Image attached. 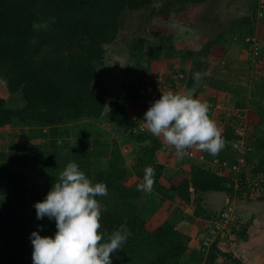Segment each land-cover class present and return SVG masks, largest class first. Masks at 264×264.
<instances>
[{"label": "trees", "instance_id": "trees-1", "mask_svg": "<svg viewBox=\"0 0 264 264\" xmlns=\"http://www.w3.org/2000/svg\"><path fill=\"white\" fill-rule=\"evenodd\" d=\"M209 1L0 0V77L5 80L10 95L18 92L23 99L21 105H16L0 96V129L6 126H33L40 128L39 136L42 140L48 137L47 143L43 141L44 148L40 149L39 146L28 159L18 151L15 155H0V160L4 158L10 163L15 161L34 169L46 178L45 185L48 189L59 172L73 161L93 181L104 182L108 195L97 197L101 205L108 206L105 210L102 209L101 231L106 238L124 222H127L131 231L123 249L113 254L112 264H200L201 258H197L198 250L189 247V237L183 226L166 219L153 227L139 212L136 199L139 198L140 191L123 183L127 169L122 164L118 148L110 149L106 144L100 148L97 144L93 145L95 157L109 158L106 167L91 169L89 157L92 151L84 148L89 142L81 139L76 147L68 149L64 139L62 143L58 142L64 135L60 126L82 118L98 119L104 116L118 128L128 126L132 133L130 135L137 143L149 140L150 143L142 146V150L148 158L145 166L155 168L153 191L164 201L175 203L180 213H183L181 210L184 208L194 205V216L204 215L202 194L225 189L233 192L232 185L227 186L228 179L225 176L197 165L191 167L189 178H183L178 184L164 182L163 165L155 162L153 155L157 150H165L167 147L150 136L146 129L140 130L139 134L133 132L138 127V121L132 116L129 105L141 99V84L134 83L132 79H124L111 99L101 96L95 86L105 47L118 38L126 13L136 12L142 15L144 25L141 34L133 38L129 50L136 64L142 60L150 64L161 57L171 58L176 50L170 37L162 35L160 31H150L145 26L156 17L164 18L195 5L207 8ZM247 1L248 7L251 5L252 14L239 18L238 22L243 25L245 23L248 26L245 31L250 34L253 30L252 24H249L250 17L256 16L259 0ZM49 18H54L49 30L33 31L34 22ZM237 24L234 22L222 33H229ZM222 33L211 37L198 51H178L189 63L191 72L208 65V56L218 48ZM33 37L36 39L35 44L30 42ZM146 42L154 45L149 52L144 48ZM112 69L116 73L124 71L118 67ZM129 73L128 71L124 75ZM254 117L258 124L264 122L263 106L258 107ZM46 128L48 131L44 132L43 129ZM224 137L234 140L237 136L231 128L230 133H226ZM253 145L256 152L264 154V136L258 137ZM1 164L0 162V193L8 195L13 205L6 207L4 217L0 219V222H7V225L0 226V264H32V254H26L23 232L18 234L17 227L10 231L6 229L10 223L18 221L15 211L28 194L37 191L39 186L28 184L27 175L20 171H4ZM254 172H264L263 156ZM137 173L143 179L144 172L137 170ZM44 197L45 195H40L37 201ZM33 216L36 218V210ZM40 223L48 227L51 235L56 231L54 220L50 221L45 217ZM244 233L242 227L240 234ZM204 245L207 246L206 243ZM219 254L227 256L235 264H243L231 253L219 249L217 240L208 246L205 264H227L217 261Z\"/></svg>", "mask_w": 264, "mask_h": 264}, {"label": "crops", "instance_id": "crops-1", "mask_svg": "<svg viewBox=\"0 0 264 264\" xmlns=\"http://www.w3.org/2000/svg\"><path fill=\"white\" fill-rule=\"evenodd\" d=\"M243 1L242 6L246 12L237 18H233L232 9H234L233 7L239 9L241 5L229 4L228 1L225 3V8L218 20L220 23L222 22V25L224 24V26L221 25V28L225 30L234 22L238 24L235 25L236 27H232L229 33L223 34L222 31H218V33H222L220 43L216 51L209 54L208 65L206 64L198 70L207 73L199 82L193 79V73L198 71L191 72L189 63L182 58L178 51L200 50L202 45L207 42L212 29L216 27L213 23L210 24V21L204 20L206 8L200 4L189 7L182 12H173L165 17L168 24L162 26L161 34L172 39L176 52L171 58L161 57L150 63L151 69L154 70V76L156 77L159 73L164 81L161 86L154 90L152 88L142 90L145 85H141L142 97L133 105L139 107L144 115L151 102L158 99L161 93L169 90L179 93L191 92L195 97L209 105V115L221 130L224 148L215 156L200 151L196 147L188 149L194 153L193 155L186 153L182 156L178 155L172 147L157 150L153 155V160L163 165L162 180L164 182L178 184L183 178H189L191 167L194 165L221 174L218 167L219 161L225 160L226 157L236 156L230 152L233 151L231 147L233 140L224 137L226 133H230L231 128L235 125H244L245 143L254 149V145H251L247 135L254 127L260 125L255 121L254 116L258 107H264V0H259L256 16H252L254 19L250 17L249 24H252L253 27L250 34L245 31L248 26L238 22L242 16L247 17L252 14L251 5L248 7L246 4L248 1L242 0L241 2ZM160 18L153 19V23L161 24L163 18ZM226 24L228 26H225ZM248 37H254L259 41L261 52L254 53L253 47L246 42ZM147 133L164 144L162 138L154 137L149 130ZM148 143H150L149 140H146L140 144L146 146ZM230 159L231 161L234 160V158ZM247 159L252 165L251 174H254L258 162L250 161L248 157ZM135 177L140 178V176ZM226 178L228 181H233L230 177ZM228 181L227 186L230 184L233 186L234 182ZM242 187L244 189L240 188V190H242V194L245 193V197H237L233 192L230 193L226 189L202 194L201 206L204 215L196 217L194 216V205L184 208L181 210L183 213H180L177 210V205L170 201L167 202L165 209L151 210L149 208L151 204L145 201L146 192H142L139 200H137L139 212L153 227L166 219L183 226L189 237V247L200 250L217 240L218 234H215L214 229H211L212 224H210L213 213L218 211L217 214L219 212L221 214L230 206L232 212L243 222L245 233L240 234L239 238L229 245H227V240L218 239V248L231 253L243 264H264V196L260 190L256 191L244 185ZM153 196L159 198L157 194H153ZM153 196L151 195V198ZM214 235L215 238H212ZM204 243H209V245L204 247Z\"/></svg>", "mask_w": 264, "mask_h": 264}, {"label": "rangeland", "instance_id": "rangeland-1", "mask_svg": "<svg viewBox=\"0 0 264 264\" xmlns=\"http://www.w3.org/2000/svg\"><path fill=\"white\" fill-rule=\"evenodd\" d=\"M227 1L229 4L232 3V4H236L237 6L241 5L239 9L233 7L234 8L232 9L233 18H237L238 16L243 15L244 12H246V9H244V7L242 6L244 3V1L241 2L242 0H210L208 2V7L205 10L204 20L210 21L209 23L210 24L213 23L216 28L212 29V33L209 34L208 40L211 37L215 36L218 33V31L223 32L224 30V28H221L222 26H224V24L222 25V22L220 23L218 20L221 16L222 11L225 8V3ZM141 17L142 15L140 13H136V12L126 13L125 16L123 17V26L118 34V38L113 43L106 45L105 47L106 51L104 54V59L98 69V74L95 83L96 91L105 99H111L115 96L119 88V85L124 79L125 80L132 79L134 83L139 82L142 86L145 85L143 86L145 88H142V90L143 89L148 90L147 88L149 89L152 88V90H154L155 88L161 86V83L164 81L163 80L164 78L161 75H159V73H157L158 75H156V77L154 76L153 74L154 70L151 69L150 64H147L145 60H142L140 63L136 64L135 59H133V55L129 50L133 38H135L136 35L141 34L140 32L144 25L142 23ZM165 19L166 18L164 17L161 24L153 23V20H151L149 25L148 26L146 25L145 27L146 28L148 27L150 31L154 30V31L162 32L163 31L162 26L163 25L166 26V24H168V22H166L167 19L166 20ZM225 26L228 25L226 24ZM144 48L147 52H149L154 48V45L152 43L146 42L144 44ZM249 49H247L248 52ZM260 50L261 48H258L257 50L258 53L261 52ZM114 67L121 68L124 71L116 73L112 69ZM125 71L126 72L129 71L130 75L129 74L124 75V73H126ZM0 96L4 97L7 100V102L10 104L21 105L23 103V99L18 92L13 95H10L8 93L5 85V80L2 77H0ZM134 103L136 102H132V104L129 105V110L132 116H134L138 121V127H136L133 132L139 134L142 130L147 129V125L143 120V114L141 113V110H139V107H135V105H133ZM60 129L63 130L64 135L58 139L59 140L58 142L62 143L63 142L62 139H64L65 143L69 146L68 149L70 147L71 148L76 147L78 145V141L81 139H85L89 142L88 145L85 146L84 148L89 149V151H92L89 157L90 158L89 160L91 161V166H90L91 169L92 167L95 168L97 166L101 168L106 167L109 158L108 156L95 157L96 155L92 150L93 145L97 144L98 145L97 147L100 148L102 146H105L104 144H106L110 149L118 148L122 155V164L127 169V172L124 175L122 181L126 186L138 190L137 185L142 183L143 179L142 177L138 179L135 176H139L137 170L144 172V169L146 167L145 165L148 162V158L145 155V152L142 150L143 144L137 143L132 138L131 136L132 133L128 126L118 128L103 116L98 119L82 118L74 122L63 123L60 126ZM43 131L47 132L48 129L47 128L43 129ZM39 133H40V128L33 126H25V127L6 126L1 128L0 155H6V156L7 154L15 155L16 152L19 151V153H22L25 156V158L28 159L30 154L32 152H35L39 148V146L40 149L44 148L43 141H45L46 143L48 142V137H44V139L42 140V137L39 136ZM248 134L249 135L247 136L249 137V140L251 141L250 143L252 145L253 142L258 137L264 136V122L260 124L258 127H254V129ZM64 150H66V148H64ZM253 150L254 149L251 147L250 150L248 151V158L250 161L258 162L259 160L258 158L262 156L264 157V154L262 153L260 154ZM230 152H232V155L237 154V151H230ZM192 154L194 153L192 152ZM230 158L236 159V156L226 157L224 159L225 161H231ZM0 162L2 163L1 168L4 171L6 172L20 171L27 175L26 181L28 184H34L39 186L37 191L28 194L26 200L15 211L16 218L18 217V221H16L15 223H10V226H8L6 229L7 231L8 230L10 231L11 229L17 227L18 234H20L21 231L23 232L26 254L27 256H29L30 254H32L30 233L33 230L37 229L38 225L43 226L41 229V235H51L48 227L40 223V220H37L33 216V213L35 211L33 205L37 201V198L40 195L41 196L46 195L47 192L49 191V189L47 188L48 186L45 185L46 178L43 175H40L37 172H35L34 169L27 168L23 165L17 164L15 161L10 163L6 159L2 158ZM242 172L244 176L246 174L251 175L252 165L248 164V166H246L245 170ZM261 174L264 175V172ZM234 185L235 187L232 186L234 189L233 193L237 197H243L245 194L244 193L242 194V190H240V188L236 189L237 188L236 186L238 184L235 183ZM263 191H264V185L263 188L260 190V192H262L264 196ZM152 192L146 193L147 198H145V201L151 204L149 205V208L151 210H154L156 208H162V209L167 208L168 201H164L160 197L158 199L155 198L153 194L156 193L154 191ZM141 193L142 191H140V195ZM151 195L153 196V198H151ZM9 198L10 197L8 195L0 193V219L2 218V216L4 217V211L6 207L13 205L12 204L13 202L9 201ZM137 200L139 199L138 198L136 199V203L138 204ZM107 207L108 206L106 204H102V209L105 210ZM217 212L218 211H216V213H213V216L210 218V224H212L211 229H214L215 234L216 233L218 234L217 240L218 239H224V241L227 240L226 241L227 245H229L230 243L235 242L239 238L240 229L243 227V222L237 218L234 212H232V207L230 206L223 211L224 213L223 217L220 216L223 213L218 215ZM222 220L223 221L227 220L228 223L225 224L223 227H220ZM5 225H7V222L5 220L0 222V226H5ZM216 227H220L222 229H217ZM212 238H215V235ZM207 244L209 245V243ZM226 248L228 249V247ZM199 251H201V254L199 253ZM207 251H208V247H206L205 249L198 250L197 258L198 259L201 258L200 264H205L204 258L207 255ZM186 264H194V263L187 262ZM195 264H199V262Z\"/></svg>", "mask_w": 264, "mask_h": 264}, {"label": "clouds", "instance_id": "clouds-1", "mask_svg": "<svg viewBox=\"0 0 264 264\" xmlns=\"http://www.w3.org/2000/svg\"><path fill=\"white\" fill-rule=\"evenodd\" d=\"M54 18L34 22L33 31H47ZM35 44L33 37L30 41ZM202 59V58H201ZM206 72L193 73L197 82ZM151 135L162 138L165 147L178 155L193 147L212 156L224 148L221 130L209 115V105L191 92L167 91L151 102L143 115ZM155 168L144 169L143 181L137 185L151 193ZM108 195L107 185L93 181L76 162H69L59 172L42 200L34 203L36 219L55 221L53 235H41L42 225L30 233L32 264H112L113 254L123 249L131 235L127 222L105 238L101 231L102 205L97 197Z\"/></svg>", "mask_w": 264, "mask_h": 264}, {"label": "built area", "instance_id": "built-area-1", "mask_svg": "<svg viewBox=\"0 0 264 264\" xmlns=\"http://www.w3.org/2000/svg\"><path fill=\"white\" fill-rule=\"evenodd\" d=\"M246 42L253 47L254 53L257 54L258 53L257 50L259 48V41L256 40L254 37H248L246 38ZM233 131L235 132L237 137L233 141H231V147L233 151H237L236 159H234L233 161H225V160L219 161L218 163V167L220 169L219 171H221L220 173L223 174L224 176L230 177L233 180L234 187H235L234 185L235 183L238 184L236 186L237 187L236 189L241 188L244 185L248 188H252L256 191H259L263 188L264 185V175L259 172H254V174L251 175L246 174L244 176L242 172L245 170L246 166L250 164L247 159L250 146H248L244 140L245 127L244 125L239 124L233 127ZM186 153L188 155H193L192 151L187 150ZM220 216L223 217L224 213ZM227 223H228L227 220L225 221L222 220L220 227H223ZM220 227H216V228L222 229Z\"/></svg>", "mask_w": 264, "mask_h": 264}, {"label": "water", "instance_id": "water-1", "mask_svg": "<svg viewBox=\"0 0 264 264\" xmlns=\"http://www.w3.org/2000/svg\"><path fill=\"white\" fill-rule=\"evenodd\" d=\"M217 261L220 263L235 264L231 259H229L227 256H224L222 254L218 255Z\"/></svg>", "mask_w": 264, "mask_h": 264}]
</instances>
